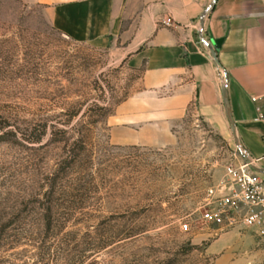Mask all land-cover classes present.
Segmentation results:
<instances>
[{
  "label": "rangeland",
  "instance_id": "rangeland-1",
  "mask_svg": "<svg viewBox=\"0 0 264 264\" xmlns=\"http://www.w3.org/2000/svg\"><path fill=\"white\" fill-rule=\"evenodd\" d=\"M125 48L75 41L44 6L0 0V264H212L221 229L254 228L201 218L243 153L193 105L159 145L124 142L138 127L121 103L142 72Z\"/></svg>",
  "mask_w": 264,
  "mask_h": 264
},
{
  "label": "crops",
  "instance_id": "crops-1",
  "mask_svg": "<svg viewBox=\"0 0 264 264\" xmlns=\"http://www.w3.org/2000/svg\"><path fill=\"white\" fill-rule=\"evenodd\" d=\"M25 1L44 6L50 23L75 41L120 40L122 60L142 68L140 89L121 103L120 121L138 127L125 143L159 145L192 105L208 125L233 136L229 111L243 160L264 181V0ZM167 17L170 26L162 24ZM207 251L212 264H264V236L223 228Z\"/></svg>",
  "mask_w": 264,
  "mask_h": 264
},
{
  "label": "built area",
  "instance_id": "built-area-1",
  "mask_svg": "<svg viewBox=\"0 0 264 264\" xmlns=\"http://www.w3.org/2000/svg\"><path fill=\"white\" fill-rule=\"evenodd\" d=\"M162 24L170 26L172 19L167 17ZM250 164L242 160L225 165L229 184L222 183L207 191L201 214L205 222L226 227H254L260 236H264V181ZM182 226L187 227L186 223Z\"/></svg>",
  "mask_w": 264,
  "mask_h": 264
},
{
  "label": "water",
  "instance_id": "water-1",
  "mask_svg": "<svg viewBox=\"0 0 264 264\" xmlns=\"http://www.w3.org/2000/svg\"><path fill=\"white\" fill-rule=\"evenodd\" d=\"M213 44H214V48L212 49V57H213L215 63H217L214 50H215L216 47H218L220 45V40H214L213 41ZM223 101H225L224 97H223ZM227 117H228V122L230 124L231 130H232V133H233V136L235 138V135H234V123H233V120L231 118V115H230L229 111H227ZM244 161L246 163H249L250 164V160L249 159H244ZM251 167H252V165H251Z\"/></svg>",
  "mask_w": 264,
  "mask_h": 264
},
{
  "label": "trees",
  "instance_id": "trees-1",
  "mask_svg": "<svg viewBox=\"0 0 264 264\" xmlns=\"http://www.w3.org/2000/svg\"><path fill=\"white\" fill-rule=\"evenodd\" d=\"M16 235H17V233H16V234H15V233H13V234H12V237H13V236H14V237H16Z\"/></svg>",
  "mask_w": 264,
  "mask_h": 264
}]
</instances>
